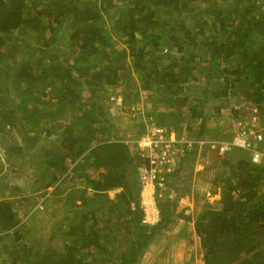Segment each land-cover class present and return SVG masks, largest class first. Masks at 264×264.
Here are the masks:
<instances>
[{"label": "trees", "instance_id": "obj_1", "mask_svg": "<svg viewBox=\"0 0 264 264\" xmlns=\"http://www.w3.org/2000/svg\"><path fill=\"white\" fill-rule=\"evenodd\" d=\"M133 68L144 89L169 100L156 123L187 138H213L205 100L231 96L234 116L236 103L264 111V0H0V142L8 160L33 150L38 159L33 193L23 191L29 179L7 184L25 199L6 198L8 187L1 189L0 264H140L159 233L190 220L178 206L193 192L198 144L168 176L160 222L142 223L136 148L117 133L105 105L119 84L136 85L127 79ZM194 80L205 81L204 98L185 110L179 94ZM222 108L220 101L214 113ZM13 130L20 142L13 143ZM203 148L197 172L218 167L211 192L221 195L210 202L204 191L193 192L195 206L202 199L194 227L204 263L264 264V163L254 164L242 148ZM87 162L97 177L81 171ZM118 188L114 202L109 191ZM41 191L65 208L57 233L38 242L27 239L18 212L25 200L33 215ZM116 226L121 233L103 230Z\"/></svg>", "mask_w": 264, "mask_h": 264}, {"label": "rangeland", "instance_id": "obj_2", "mask_svg": "<svg viewBox=\"0 0 264 264\" xmlns=\"http://www.w3.org/2000/svg\"><path fill=\"white\" fill-rule=\"evenodd\" d=\"M200 3H202V1ZM61 52L66 53V50L63 49L61 50ZM127 61L130 62L129 58L127 59ZM133 69L131 71V75H128L129 78L127 77V79H131L132 83H135L136 85L132 86L131 83H128L125 81L122 84H119L116 87L115 91L107 92V96H109V98L105 99V105H106L107 112H109L110 119H112L116 125L117 133L123 137L126 136L127 138L134 137L137 133L143 132V128L146 125V120H148L149 116H153L154 121H156V119L159 117V115L157 114L158 111H161V110L169 111L170 110V106H168L169 100L166 98H165L166 100H164V98L162 99V96L156 93L157 92L156 90L149 91V90L144 89L143 88L144 83L141 81L137 70L136 69L133 70ZM203 86H206L205 81H200V80L195 81L194 80L191 82V84L184 87L183 91L179 94L180 97L186 98L185 100L186 104L183 106V109L188 110V105H191L194 103L193 100L195 97L204 98V94H202V90L204 89ZM124 92L130 93L129 96L133 98L134 100V103L130 104V106L132 107L131 110H125L123 108V105L129 106L128 104L131 102L130 97L123 99V104H121L122 106L120 104H116L115 102L118 95L124 96ZM88 96L89 94L87 92L83 93V101H85L86 103H87L86 100ZM113 96H114V99L112 98ZM52 100L54 101L56 99H52ZM232 100L233 98L231 96L219 97L218 99L214 101L205 100V106L207 107H204V111H205V115L209 116L205 124L207 125L206 134L212 135L214 138L215 136L219 137L223 134V132H226L228 115L231 113L230 112L231 108H229V104L232 103L233 105L234 103ZM174 101L175 100L173 99L172 102ZM220 101L223 104L222 113L220 115H216L214 113V109H215V106H217ZM236 104H239V103H236ZM187 114H189L188 117L191 115V113L190 112L188 113V111H187ZM207 114H210V115H207ZM178 118L179 116L175 117L174 115H172V119L177 121ZM26 119L28 120V118ZM141 122L144 124L143 127L140 126V124H142ZM27 125L30 126V123H28ZM11 136H13V140H12L13 143H16V141L20 142L21 136L18 134L16 130L12 131ZM14 137L16 138V141H14ZM39 143L41 142L39 141ZM203 151H204V148L203 149L201 148L200 150H198V156H197L195 168L197 167L199 163H204L203 161H200ZM35 154H36V151L33 150L30 154L27 153L26 157H19V158L12 157L10 158V160H8V155L6 153L5 147L0 142V168H1L0 198L4 196V194L1 192V189L7 186L8 187L7 192L9 191V194H6L7 195V197L5 196L6 198L13 199V200L14 199L19 200L20 198L25 199L23 198L25 197L24 193L17 192V191L15 192L14 190L10 191V188L8 185L13 186L17 184V185L23 186L28 179H29V184L27 187L23 188V191L26 194L33 193L34 187L37 186V184L34 182L35 173L33 170V162H32L34 161L38 163L37 156H34ZM207 154H209V152H207ZM216 159H218L219 161L222 160L221 156H216ZM67 161L69 165H71V167L73 166V164L77 163V162H73L72 159L71 160L68 159ZM81 168L84 172L92 173L93 175H96V176L99 173V171H95L93 168H91L90 170H87V168L85 167L83 168V166ZM135 169L137 171V166L135 167ZM218 169L219 168L217 167V168H213L206 172H198L196 176L197 188L200 189V191L205 192V196L210 202L217 201L221 197L220 192H217L215 194L211 192L212 179L214 178ZM42 171H45V169H41L40 173H42ZM52 189L53 187H50V191ZM65 191L66 190H64L62 193L63 195L65 194ZM34 195L36 197L35 201H37V205H35V208L37 207L36 208L37 211L33 215H31L32 209L29 210L30 202L28 203V201L25 202V200H22V201H19L21 204L23 203V206H21V208L19 207L20 211L18 212V214L22 217L23 222L26 220L24 223H25L26 229L28 230L26 233L27 239L28 240L32 239L33 241L42 242L41 238L46 239L52 233L53 234L57 233L55 231L57 230V228L59 229V227H57L59 220L62 217H64L63 209L65 208V206H62L61 203L56 202L55 194H50V192L45 195L42 194V191L41 193L35 192ZM110 195L112 196V197L110 196L111 198H114L113 196L114 193L111 192ZM201 202H202V199L198 206H195L194 204V210L192 212L193 218H195L197 211L201 208V205H202ZM28 217H33V218L32 219L29 218L28 220L27 219ZM103 218H106V216H103ZM187 224L185 226L186 230L183 229L182 225L179 226L178 229L180 233H183V230L187 231ZM100 225H103V223H101ZM104 229L105 231L109 233H114V232L121 233L122 232V228L117 227V226L116 227H106V228H103V230ZM189 229L192 232L191 236L189 238H184L183 240H185L188 246H191L190 244L192 245L195 244V239H196V241H198L196 248L189 249V252L185 253L183 257L180 255H170V254L165 255L163 257L165 258L164 259L165 261H169L171 264H174V263L182 264L183 262L189 263L190 261L196 260L195 262H198L200 264L203 262V264H205L202 259V254L200 253V237L198 236L197 233H195L196 232L194 230L195 227L193 229L191 224H190V227H188V230ZM124 248H125L124 245L120 246V250H123ZM163 249L164 248L161 249L162 251L160 253H157V254L152 253L151 256L147 253L149 255L148 259L146 256L147 254L146 255L144 254L145 256L142 258V260L144 261L147 260L149 264H155L156 260H158V256H160V254L163 252ZM104 254H107V253H104ZM111 256H113V254ZM108 262L109 260H106L103 262L101 261V263H98V264H106Z\"/></svg>", "mask_w": 264, "mask_h": 264}, {"label": "built area", "instance_id": "obj_3", "mask_svg": "<svg viewBox=\"0 0 264 264\" xmlns=\"http://www.w3.org/2000/svg\"><path fill=\"white\" fill-rule=\"evenodd\" d=\"M112 98L114 99V96ZM115 102L123 104V96L118 95ZM232 106L230 103L229 108ZM234 107L238 109V116L232 113L228 115L226 132L219 137L199 140L187 138L178 134L174 128L156 123L153 116H149L143 132L129 138L128 141L136 148L138 158L140 190L137 204L142 210L143 224L153 226L160 222L158 200L164 197L168 190V176L179 167L185 152L193 149L195 144H198L200 149L207 144L221 153L242 148L249 153L254 164L264 163V111H260L256 106L249 108L244 102ZM203 168L204 163H199L196 170ZM169 194L172 197L175 193L171 191ZM179 204L187 214H192L190 203L181 198Z\"/></svg>", "mask_w": 264, "mask_h": 264}, {"label": "crops", "instance_id": "obj_4", "mask_svg": "<svg viewBox=\"0 0 264 264\" xmlns=\"http://www.w3.org/2000/svg\"><path fill=\"white\" fill-rule=\"evenodd\" d=\"M84 167L87 168V170H90L89 163L88 162L83 164V168ZM81 171L84 172L82 170V168H81ZM197 171L198 170H196V168H195V172H194V184L195 185L193 186V192H194V189L197 188V184H196V176L198 174ZM97 176L96 175H93V177H97ZM119 190H121V188H118L116 190L109 191V194L111 192L114 193V195H113L114 198H111L112 196L110 195L111 196L110 198L114 202L117 201L116 193ZM193 192L192 193H188V194H186L185 196H183L181 198L184 199V201H186L187 203H190L191 207L194 210V193ZM132 205H133V202H132ZM181 209H183V207H182L181 204H179L178 211L181 210ZM187 215L191 216L190 220L189 219H185V218H180L178 225H176L173 230H167L166 229V230L162 231L161 233H159L153 239V242L152 243H154V244H152V243L150 244V246L148 247L145 255L148 253L151 256L152 253H156V254L157 253H160L162 251L161 249L164 248L163 249V252L160 254V256H158V260H156V263L155 264H166V263L171 264L169 261H165L164 260L165 258H163V257L165 255H169V254L170 255H180V256L183 257L185 253L189 252V249L196 248L197 242H198V241H196V239H195V244H193V245L190 244L191 246H188L187 243L185 242V240H183L184 238H189L191 236V234H192L191 230L190 229L188 230V227H190V224L192 225V227L194 229V218L192 217L193 214L190 213V214H187ZM186 224H187V231H184L183 229L186 230V228H185ZM180 225H182V227H183V229H182L183 230V233H180L179 232V229L178 228H179ZM148 254L146 255L147 256V259L149 258V255ZM162 254H164V256H161ZM170 258H171V256H170ZM195 261L196 260L190 261L189 263H187V262H185V263L183 262V263L184 264H196V263L197 264H200V263L195 262ZM140 264H149V262H147V260H145V261L144 260H141ZM174 264H176V263H174ZM201 264H203V262Z\"/></svg>", "mask_w": 264, "mask_h": 264}]
</instances>
